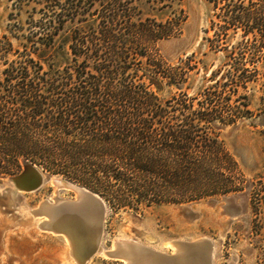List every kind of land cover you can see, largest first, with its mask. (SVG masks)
<instances>
[{
  "label": "trees",
  "instance_id": "trees-1",
  "mask_svg": "<svg viewBox=\"0 0 264 264\" xmlns=\"http://www.w3.org/2000/svg\"><path fill=\"white\" fill-rule=\"evenodd\" d=\"M139 1L32 0L10 31L19 47L0 39L1 174L28 161L137 213L239 191L220 132L252 118L250 87L264 94V0H208L219 22L206 41L229 53L208 78L195 55L164 60L158 45L178 25L143 18ZM230 32L241 40L226 45ZM195 70L209 85L191 96Z\"/></svg>",
  "mask_w": 264,
  "mask_h": 264
},
{
  "label": "rangeland",
  "instance_id": "rangeland-1",
  "mask_svg": "<svg viewBox=\"0 0 264 264\" xmlns=\"http://www.w3.org/2000/svg\"><path fill=\"white\" fill-rule=\"evenodd\" d=\"M31 1L0 0V39L8 35L14 49L19 47V42L11 37L13 34L10 31L15 24L24 25L31 17L34 7ZM21 6L23 10L19 12ZM138 6L143 18L158 22L172 19L178 25L175 36L158 45L165 61L174 64L195 55L196 61L200 62L199 67L207 69V78L227 63L229 53L212 50L206 41L215 38L213 23L219 22L213 3L208 0H141ZM240 36L241 32H230L226 45L238 43ZM69 37L66 29L57 39L58 45L63 48L60 64L70 61ZM14 58L12 55L10 60ZM5 68L4 65L0 66V92L6 84L3 75ZM196 72H193L189 82L192 88L188 92L191 96L201 87L209 85L203 81L204 72ZM247 95L252 118L220 132L225 149L237 163V167L227 174L233 187L239 191L205 197L184 205H156L138 213L117 208L103 198L107 203V214L101 250L87 264H121L104 254L113 250V243L118 239H129L172 255L176 251L171 243L173 240L194 241L202 238L213 242V264H264L263 88L250 87ZM162 98L167 100L169 95L165 93ZM22 170L23 167L16 169L13 174L18 175ZM14 175L0 173V186ZM56 191L48 183L37 192L21 193L20 198L9 205L0 199V264H74L68 240L38 229L45 216L34 217L29 213L38 209L44 201L53 202ZM57 196L75 199V194L68 190H59Z\"/></svg>",
  "mask_w": 264,
  "mask_h": 264
},
{
  "label": "water",
  "instance_id": "water-1",
  "mask_svg": "<svg viewBox=\"0 0 264 264\" xmlns=\"http://www.w3.org/2000/svg\"><path fill=\"white\" fill-rule=\"evenodd\" d=\"M23 170L9 177L0 186V199L10 202L21 193L39 191L50 183L57 191L53 202L44 201L38 209L29 211L34 217L44 215L38 229L65 237L70 246V256L75 264H87L98 252L103 236L107 203L98 194L61 176L47 174L28 161L22 162ZM59 190H68L75 199H61ZM176 251L172 255L161 253L129 240H115L113 250L106 256L121 264H213V242L207 238L194 241L173 240Z\"/></svg>",
  "mask_w": 264,
  "mask_h": 264
},
{
  "label": "bare ground",
  "instance_id": "bare-ground-1",
  "mask_svg": "<svg viewBox=\"0 0 264 264\" xmlns=\"http://www.w3.org/2000/svg\"><path fill=\"white\" fill-rule=\"evenodd\" d=\"M30 213V212H29ZM119 240V239H118ZM121 240H129V239H121ZM129 241H132V240H129ZM68 243V242H67ZM68 250V249H67ZM101 250V249H100ZM104 250V249H103ZM105 251V250H104ZM110 251V250H109ZM106 252H104V254H105ZM106 255V254H105ZM66 262V261H65ZM74 262V261H73ZM66 264H68V263H66ZM75 264V263H74Z\"/></svg>",
  "mask_w": 264,
  "mask_h": 264
}]
</instances>
